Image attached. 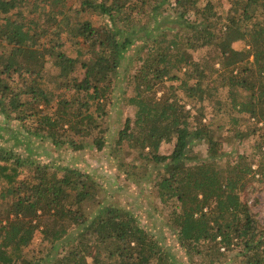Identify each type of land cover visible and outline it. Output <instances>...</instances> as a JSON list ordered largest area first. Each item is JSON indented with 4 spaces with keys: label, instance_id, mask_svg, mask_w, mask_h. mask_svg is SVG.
I'll return each mask as SVG.
<instances>
[{
    "label": "trees",
    "instance_id": "trees-1",
    "mask_svg": "<svg viewBox=\"0 0 264 264\" xmlns=\"http://www.w3.org/2000/svg\"><path fill=\"white\" fill-rule=\"evenodd\" d=\"M230 3L221 14L198 0H0V264H179L94 176L32 156L37 141L76 150L93 136L102 149V122L120 90L134 118L118 133L117 155L128 145L141 166L156 167L146 180L164 203L179 202L168 223L191 264H264V225L244 196L250 174L264 180V133L252 163L223 164L216 137L225 123L242 135L245 114L264 125V0ZM239 39L249 49L233 48ZM134 46L135 68L121 80ZM201 49L196 60L191 51ZM49 62L57 75L46 72ZM218 85L239 116L207 119ZM165 142H174L169 154L160 152ZM196 143L206 157L192 154ZM121 160L128 179H144L137 163ZM38 230L44 245L27 252Z\"/></svg>",
    "mask_w": 264,
    "mask_h": 264
},
{
    "label": "rangeland",
    "instance_id": "rangeland-1",
    "mask_svg": "<svg viewBox=\"0 0 264 264\" xmlns=\"http://www.w3.org/2000/svg\"><path fill=\"white\" fill-rule=\"evenodd\" d=\"M201 5L205 4L207 1H212L219 5L218 11L224 14L231 6L230 0H198ZM74 2V0H72ZM79 4L74 3L71 12L77 14L76 11L79 9ZM74 7V8H73ZM171 8L168 4H165L162 8L164 15H170ZM76 20H81L83 15L74 16ZM153 22H151L152 24ZM154 24V23H153ZM153 26V25H151ZM139 42V41H138ZM232 47L238 50L249 49L247 42L244 39H239L233 42ZM206 49H201L197 51H191L196 60L205 57ZM127 57L124 59L122 66L120 68V78L121 80H126L129 73L135 68V62L137 57L136 47H130L128 49ZM48 70L46 71L48 75H57L60 70L53 62L48 63ZM134 68L132 69V67ZM49 76L44 77L45 84L48 83ZM123 82V81H122ZM168 86L170 83H167ZM218 96L215 100H207L205 102L207 119L214 118L215 120L229 119L230 116H239V114L234 111L230 106L226 105L229 101L230 89L228 87H223L218 85ZM56 92L62 93L65 97L70 98V91H61L58 85L53 87ZM163 94L159 92V96ZM223 102L225 105L224 110L220 112L214 107V103ZM114 106L110 109V116L103 120V126L105 137V142L103 148L97 147L93 143V136L84 139V148L73 149L72 147H59L56 148L53 144H49L47 141H37L34 146L33 157H39L40 160L61 164L63 166H68L70 168H77L83 170L94 176L97 181L101 184L100 186L110 191L112 195L105 196L110 202L119 205L123 208L132 210L139 217L144 225H146L150 231L157 236L166 248L177 258L179 264H191L190 258L185 251V249L180 245L177 238V230L171 228L168 219L171 214L172 208L179 205L176 200H171L164 203L154 186L153 180L147 181V173L156 175L157 169L154 167L153 163L150 166H141L139 161H135L134 154L128 148V145L124 146V152L119 153L122 157L117 155L115 150L116 144L115 140L118 137L120 130L124 128V124L127 118H134V108L125 105L122 98L121 90L116 92V96L113 100ZM222 105V107H223ZM243 120L241 124L237 127L242 135L231 129L230 123H225L222 129L218 130V135L216 136L219 141L222 142L220 148V153H222V163L226 164L227 161H242L243 163H252L254 160L253 151L256 141L261 138L262 133H264L263 123H256L255 120L250 119L249 115L245 114L240 116ZM5 124L4 116L0 114V125ZM10 124L14 127L20 126L21 121H10ZM258 127H263L255 134L252 129H257ZM107 130V133L106 131ZM100 134V132H99ZM25 148V146L23 147ZM174 148V142H165L162 144L160 152L163 154H169ZM193 155L196 157H206L207 146L203 143H196L193 148ZM239 156L246 157V159H240ZM258 158L264 159V154H259ZM124 159L126 166L128 163H137V176L144 177L142 181H135L127 178L125 165H122V160ZM253 169L257 170L258 165L253 164ZM248 176V183L250 186L247 192L244 194L249 196V203L253 207V211L256 213L259 221L264 225V180H260V173H256ZM43 242V235L38 230L33 238L32 244L27 248V252L32 253L39 250ZM92 264V260H89Z\"/></svg>",
    "mask_w": 264,
    "mask_h": 264
}]
</instances>
